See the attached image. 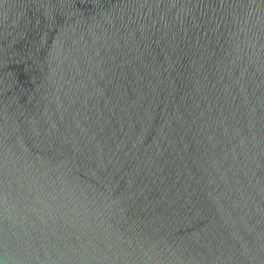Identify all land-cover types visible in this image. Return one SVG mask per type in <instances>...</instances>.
<instances>
[{
    "label": "water",
    "instance_id": "95a60500",
    "mask_svg": "<svg viewBox=\"0 0 264 264\" xmlns=\"http://www.w3.org/2000/svg\"><path fill=\"white\" fill-rule=\"evenodd\" d=\"M0 264H264V0H0Z\"/></svg>",
    "mask_w": 264,
    "mask_h": 264
}]
</instances>
